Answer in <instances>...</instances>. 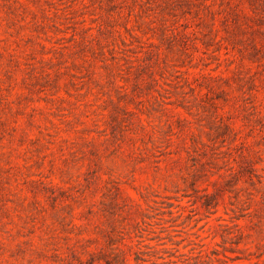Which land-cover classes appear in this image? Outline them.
Returning <instances> with one entry per match:
<instances>
[{"label":"rangeland","instance_id":"374dc122","mask_svg":"<svg viewBox=\"0 0 264 264\" xmlns=\"http://www.w3.org/2000/svg\"><path fill=\"white\" fill-rule=\"evenodd\" d=\"M0 264H264V0H0Z\"/></svg>","mask_w":264,"mask_h":264}]
</instances>
